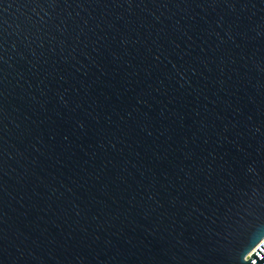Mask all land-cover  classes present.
<instances>
[{
	"label": "water",
	"instance_id": "water-1",
	"mask_svg": "<svg viewBox=\"0 0 264 264\" xmlns=\"http://www.w3.org/2000/svg\"><path fill=\"white\" fill-rule=\"evenodd\" d=\"M263 238L264 0H0V264Z\"/></svg>",
	"mask_w": 264,
	"mask_h": 264
},
{
	"label": "built area",
	"instance_id": "built-area-1",
	"mask_svg": "<svg viewBox=\"0 0 264 264\" xmlns=\"http://www.w3.org/2000/svg\"><path fill=\"white\" fill-rule=\"evenodd\" d=\"M263 243H264V238H263V240H261V242L259 243V244H257L255 247H254V249L246 256V258L245 259H247L250 255H251V253H255L259 258H261V256H259L255 251L258 249L259 251H261L263 254H264V252L259 248L260 246H262L263 248H264V245H263ZM254 261V260H253Z\"/></svg>",
	"mask_w": 264,
	"mask_h": 264
}]
</instances>
